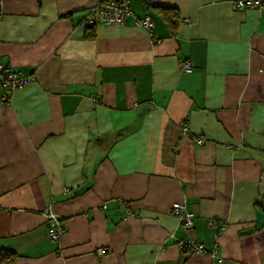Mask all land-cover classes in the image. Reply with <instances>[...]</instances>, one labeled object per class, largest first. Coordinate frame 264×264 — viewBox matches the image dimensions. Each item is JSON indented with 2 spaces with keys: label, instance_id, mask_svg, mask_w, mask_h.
Wrapping results in <instances>:
<instances>
[{
  "label": "crops",
  "instance_id": "obj_1",
  "mask_svg": "<svg viewBox=\"0 0 264 264\" xmlns=\"http://www.w3.org/2000/svg\"><path fill=\"white\" fill-rule=\"evenodd\" d=\"M102 1L0 0V59L25 78L0 100V249L15 264H264V0H130L124 24H92ZM147 15L152 29L135 24ZM46 214L66 224L58 242Z\"/></svg>",
  "mask_w": 264,
  "mask_h": 264
},
{
  "label": "built area",
  "instance_id": "obj_2",
  "mask_svg": "<svg viewBox=\"0 0 264 264\" xmlns=\"http://www.w3.org/2000/svg\"><path fill=\"white\" fill-rule=\"evenodd\" d=\"M233 8L238 10H251L258 9L262 7V0H233L231 2ZM131 15V10L129 8V0H103L99 2L95 8L88 14V21L92 24L98 25H122L125 23L126 18ZM135 24L141 27H151L152 22L148 16H145L141 19H136ZM189 70L191 66L186 65ZM182 69V68H181ZM182 71H185L182 69ZM189 72V71H185ZM6 66L2 63L0 59V84L2 88L8 90L9 93H12L20 89L24 85L25 78H21V74ZM3 78V80H2ZM2 102H6L8 98L5 95L0 96ZM182 132H187V129L182 128ZM199 145L203 144V140H197ZM125 202V201H123ZM171 213L178 216L180 224L183 229H190L193 225L192 218L194 214L191 211H187L185 206L182 203H175L172 205ZM51 218L52 215H50ZM208 224L214 226L218 224L216 219H209ZM61 228L51 229L49 235L53 239H58L67 229L66 224H61ZM224 229V226H221L220 229ZM178 245L186 253L194 254H207L209 253L201 243L194 241L189 242H179ZM189 250V251H188ZM100 252L101 249L99 250ZM213 253V252H212Z\"/></svg>",
  "mask_w": 264,
  "mask_h": 264
},
{
  "label": "trees",
  "instance_id": "obj_3",
  "mask_svg": "<svg viewBox=\"0 0 264 264\" xmlns=\"http://www.w3.org/2000/svg\"><path fill=\"white\" fill-rule=\"evenodd\" d=\"M129 8H130V0H129ZM131 10V9H130ZM160 11H162V13H164V18H165V20H166V22L168 23V25L169 26H171V27H174V26H176L177 25V23H178V13L176 12V10H174V9H171V8H167V9H160ZM148 16V15H147ZM150 19H151V22H152V26L151 27H145V28H153V20H152V18H151V16H148ZM84 23H85V25L87 26V28H86V38L87 39H92V38H94L95 37V32H93V27L94 26H92V25H89V23L87 22V20L84 18ZM8 66H6V68H7ZM9 68V67H8ZM192 72V67H191V69H190V71L189 72H186V73H184V74H190ZM180 73H181V71H180ZM183 74V73H182ZM1 76V75H0ZM2 80H3V78H2ZM1 82V81H0ZM0 87H1V89H2V91L6 94V97L8 98V100H9V97L7 96V95H9V92H8V90H5V89H3L2 88V85L0 84ZM17 91V90H16ZM8 100L6 101V102H8ZM6 102H4V103H6ZM196 139V141H195V144L196 145H198V146H201V145H199L198 143H197V140H202L201 138H195ZM202 145H204V142H203V144ZM182 204L185 206V208H186V210H187V205H186V202H182ZM106 208V206L104 205V206H102V209H105ZM188 211V210H187ZM173 214V213H172ZM194 218V217H193ZM193 218H192V223H193ZM45 219H46V221H47V223H48V229H47V235H48V237H49V239L52 241V242H58L60 239H61V237L63 236V234L66 232H64L58 239H53L50 235H49V231L51 230V229H57V228H61V224H63V223H65L61 218H56V217H54V218H51L50 217V214H46V217H45ZM192 227H193V225H192ZM101 251L102 252H100L99 251V254L100 255H104L105 254V249L104 248H101ZM189 251V250H188ZM16 259H17V255L14 253V252H12V251H10V250H8V249H0V264H15L16 263Z\"/></svg>",
  "mask_w": 264,
  "mask_h": 264
},
{
  "label": "rangeland",
  "instance_id": "obj_4",
  "mask_svg": "<svg viewBox=\"0 0 264 264\" xmlns=\"http://www.w3.org/2000/svg\"><path fill=\"white\" fill-rule=\"evenodd\" d=\"M139 19H141V18H139ZM139 27H141V26H139ZM187 64L190 65V63H188V62H182V63L180 64V67H181L182 69H184L185 71H190L189 68L186 67ZM182 69H181V70H182ZM185 71H182V72L186 73ZM23 86H24V85H23ZM187 133H188V132H185L184 134H187ZM194 140L196 141L195 138H194ZM212 219H216V218H212Z\"/></svg>",
  "mask_w": 264,
  "mask_h": 264
},
{
  "label": "clouds",
  "instance_id": "obj_5",
  "mask_svg": "<svg viewBox=\"0 0 264 264\" xmlns=\"http://www.w3.org/2000/svg\"><path fill=\"white\" fill-rule=\"evenodd\" d=\"M191 66V65H190Z\"/></svg>",
  "mask_w": 264,
  "mask_h": 264
}]
</instances>
